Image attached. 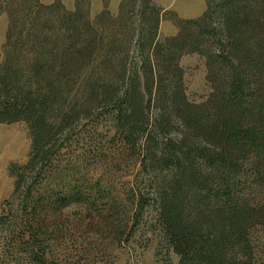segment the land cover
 Returning a JSON list of instances; mask_svg holds the SVG:
<instances>
[{"label": "rangeland", "instance_id": "374dc122", "mask_svg": "<svg viewBox=\"0 0 264 264\" xmlns=\"http://www.w3.org/2000/svg\"><path fill=\"white\" fill-rule=\"evenodd\" d=\"M218 1L0 0V77L12 78V68L21 89L45 101L36 108L53 128L41 143L52 147L48 161L29 166L30 123L0 122V216L12 220L7 231L0 226V260L30 264L34 241L21 235L36 230V244L52 240L57 264H178L154 198L173 170L144 165L146 139L159 158V127L169 131L166 141L182 129L171 115L174 102L201 104L212 93L202 52L217 48L195 24ZM132 84L149 104L146 123L133 119L130 142L118 115ZM249 196L263 198V189ZM34 208L46 219L42 228L20 220ZM251 238L264 262V226Z\"/></svg>", "mask_w": 264, "mask_h": 264}, {"label": "trees", "instance_id": "16d2710c", "mask_svg": "<svg viewBox=\"0 0 264 264\" xmlns=\"http://www.w3.org/2000/svg\"><path fill=\"white\" fill-rule=\"evenodd\" d=\"M195 27L217 48L215 54L202 52L213 91L201 104L184 98L174 102L171 115L182 129L178 139L166 141L169 131L159 127L165 137L158 146L159 158L146 135L144 165L173 170V177L154 197L163 240L178 256V264H264L257 260L251 238L255 227L264 226V0L208 4ZM5 66L11 68L10 62ZM11 71L12 78L0 77V122L30 123L34 156L28 165L34 160L45 163L52 147L44 151L41 143L49 142L53 130L40 114L45 101L24 92L19 76ZM220 72L222 80L217 77ZM218 80L226 87L220 89ZM130 89L118 121L129 126L126 139L132 142L133 119L139 116L138 122H147L144 109L149 102L134 84ZM43 126L46 134L40 132ZM24 181L20 177L17 189ZM260 187L263 198L252 199L251 190ZM143 203L140 198L141 209ZM35 209L29 218L20 220L42 228L46 219ZM11 223L9 217L0 216V226L6 231ZM36 233L21 235L28 244L34 241L28 250L30 264H57L61 255L51 249L52 240L45 238V247L43 242L36 244ZM0 264L11 261L3 258Z\"/></svg>", "mask_w": 264, "mask_h": 264}]
</instances>
